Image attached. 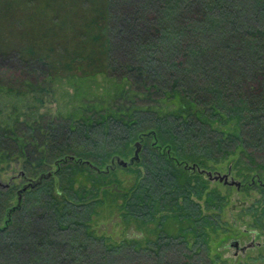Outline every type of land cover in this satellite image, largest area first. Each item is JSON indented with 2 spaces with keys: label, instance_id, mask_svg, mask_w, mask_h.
Here are the masks:
<instances>
[{
  "label": "trees",
  "instance_id": "16d2710c",
  "mask_svg": "<svg viewBox=\"0 0 264 264\" xmlns=\"http://www.w3.org/2000/svg\"><path fill=\"white\" fill-rule=\"evenodd\" d=\"M4 2L10 34L48 14L54 27L43 40L18 33L0 44V95L29 104L23 119L1 114L0 161L24 159L27 180L53 163L57 171L10 214L18 190L0 188V264H221L211 240L223 230L226 196L185 164L211 170L238 154L231 168L264 167V0ZM75 5L88 19L69 17ZM50 98L75 106L41 112ZM140 139L137 168L124 167L137 173L128 189L111 177L116 168L64 160L105 169ZM101 206L140 227L154 223L155 236L143 245L97 234Z\"/></svg>",
  "mask_w": 264,
  "mask_h": 264
},
{
  "label": "rangeland",
  "instance_id": "374dc122",
  "mask_svg": "<svg viewBox=\"0 0 264 264\" xmlns=\"http://www.w3.org/2000/svg\"><path fill=\"white\" fill-rule=\"evenodd\" d=\"M4 0H0V21L7 22L11 20L10 17L8 20L2 19L3 14L6 13V5H3ZM83 3V0H82ZM60 4L59 9L66 5ZM80 4V3H79ZM69 4L68 6H70ZM78 5H75V7ZM42 7H44V1H42ZM48 9L50 7H47ZM53 10V9H52ZM77 10V7H76ZM78 9L76 12H72L69 17L73 19L79 18L80 21L88 19L87 16L81 15ZM28 12L33 11L32 7L27 9ZM17 12V11H16ZM16 15V14H14ZM2 17V18H1ZM54 17L51 14H48V19L40 21L38 23H32L27 28L25 23L28 19H25L23 23L22 20L15 18L19 25L17 30L19 32H14L12 29V34L8 32V29H3L0 22V44L12 43L15 42L16 36H24L25 38L38 37L42 38L45 35L46 28L50 29L54 25L50 24ZM22 34L16 35L15 34ZM14 36V37H13ZM65 38L68 39L69 43L71 40V34L66 33ZM12 37V38H11ZM85 39V38H84ZM43 40V39H41ZM92 69V67H90ZM77 71L79 69H76ZM98 80L100 83L94 86L95 91L102 93L104 91V86L107 83V80L104 79L103 74L98 75ZM67 86V84H64ZM63 99L60 102L50 98L46 103L40 108L41 112H48L51 114H57L61 109L66 111L73 109L75 105L73 102L65 103ZM75 104V103H74ZM176 104L175 100H167L163 102V106L172 107ZM29 104L27 99L24 97H18L11 94L3 93L0 95V117L2 114L3 118L13 119L16 116L20 118H25L29 114L28 108ZM135 150L128 158H123L129 160L134 155ZM238 159V154L229 157L222 163H217L213 165V171H220L222 173H227L230 167V164H235ZM24 159H11L0 161V180L4 183H9L12 176H18L20 171H24L23 166ZM110 164V162H109ZM51 171H57V165L53 163L51 166ZM126 168V167H125ZM124 167L117 166L115 175L111 176L112 178L119 181V185L122 189L130 188L134 182L137 180V173L134 171H129ZM132 168H137L135 164L132 165ZM25 172V171H24ZM259 175L263 179L264 183V167L257 168L252 171L244 170L241 172L235 166L231 168V175L236 179L240 180L246 187L237 188L236 186L225 185L219 181L208 180V190L216 189L222 195L226 196V204L223 207V210L220 212L221 220L224 223L223 230L217 232L211 240V255L215 258L216 254L220 256L218 263L223 264H264V189L259 183L256 176ZM255 178V184H252V179ZM37 179V177L33 178ZM58 180V178H56ZM29 180L25 179L23 176L16 178L12 183L17 190L22 188L27 184ZM251 184V185H249ZM113 186V184H112ZM121 199L118 200L121 203ZM13 205L17 204V198L11 201ZM202 208L205 209V198L200 201ZM99 212L96 214L95 223L93 227L97 234L104 235L109 237L111 240L122 241L123 239L137 238L143 245L146 244L147 239L155 236L152 234L151 228L154 227V223L145 224L142 227L134 223L133 221L126 222L123 218L122 211L117 208H113L110 211L107 207L101 206L98 208ZM112 211V212H111ZM206 211V210H205ZM215 210H212L214 212ZM219 212L218 209H216ZM207 212V211H206ZM239 240L241 246H245L251 242H254V247L247 249L246 251H239L234 247H228L229 243L232 240Z\"/></svg>",
  "mask_w": 264,
  "mask_h": 264
},
{
  "label": "water",
  "instance_id": "95a60500",
  "mask_svg": "<svg viewBox=\"0 0 264 264\" xmlns=\"http://www.w3.org/2000/svg\"><path fill=\"white\" fill-rule=\"evenodd\" d=\"M141 150H142V139L138 140L136 143H135V152H134V155L129 159V160H125L119 156L117 157H114L112 158L111 160V163L108 164L105 169H100L98 168L97 166L93 165L90 161H84L82 159H78L76 158L75 156L73 155H68L64 158L67 159V160H75L77 162H80V163H85V164H88L90 165L91 167H93L95 170L97 171H106L108 172L110 169H115L118 165L122 166V167H128V166H131L133 164H135L136 162H139L140 161V153H141ZM185 168H188L190 170H193V171H198L200 172L201 174H204L206 176V178L208 180H212V181H219V182H222L224 183L225 185H230V186H236L237 188H242L243 186H245L240 180L236 179L234 176L231 175V166L229 167V170L227 173H222L220 171H211V170H207L205 168H201L199 165L197 164H185ZM53 174H55V172L53 171H49L47 173H42L40 174L37 179H30L29 182L27 184H25L22 188H20L18 191H17V194H18V198H17V204L15 206H13L11 209H10V213H12L14 210H16L17 208H19L22 204V200H23V195H24V192L28 189H31V188H34L36 186H38L39 184H41L43 182L44 179H48L50 178ZM25 177V172L24 171H20V173L18 174V176H12L9 183H4L0 180V188H9L11 186V183L18 177ZM258 179V182L264 186V183L263 181L261 180L260 177L257 178ZM252 181L255 182V178L252 179ZM254 242H251L245 246H241L240 245V241L235 239V240H232L228 247H234L238 253L239 251H246L247 249L251 248V247H254Z\"/></svg>",
  "mask_w": 264,
  "mask_h": 264
},
{
  "label": "flooded vegetation",
  "instance_id": "af4514ba",
  "mask_svg": "<svg viewBox=\"0 0 264 264\" xmlns=\"http://www.w3.org/2000/svg\"><path fill=\"white\" fill-rule=\"evenodd\" d=\"M256 178H258V175L256 176ZM251 183H252V184H255V182H254V181H252Z\"/></svg>",
  "mask_w": 264,
  "mask_h": 264
}]
</instances>
